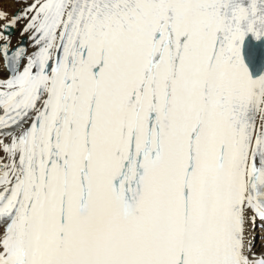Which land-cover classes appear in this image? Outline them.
I'll list each match as a JSON object with an SVG mask.
<instances>
[{"label":"snow or ice","instance_id":"6c2138e0","mask_svg":"<svg viewBox=\"0 0 264 264\" xmlns=\"http://www.w3.org/2000/svg\"><path fill=\"white\" fill-rule=\"evenodd\" d=\"M8 2L0 264H264V0Z\"/></svg>","mask_w":264,"mask_h":264},{"label":"bare ground","instance_id":"6f19581e","mask_svg":"<svg viewBox=\"0 0 264 264\" xmlns=\"http://www.w3.org/2000/svg\"><path fill=\"white\" fill-rule=\"evenodd\" d=\"M20 7H22V4L16 3L13 0H9V2L4 5L5 10H7L9 13L15 12ZM17 38H18V33L16 35H14V37H13V44L16 43ZM258 233H261V232L258 231ZM258 233H257V241L256 242L259 245L261 243H264V233H261V234H258Z\"/></svg>","mask_w":264,"mask_h":264},{"label":"rangeland","instance_id":"374dc122","mask_svg":"<svg viewBox=\"0 0 264 264\" xmlns=\"http://www.w3.org/2000/svg\"><path fill=\"white\" fill-rule=\"evenodd\" d=\"M13 1H15V0H13ZM258 234H261V233H258Z\"/></svg>","mask_w":264,"mask_h":264}]
</instances>
